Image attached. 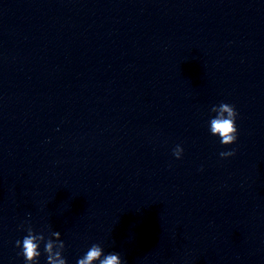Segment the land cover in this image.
I'll return each mask as SVG.
<instances>
[{"label":"water","instance_id":"1","mask_svg":"<svg viewBox=\"0 0 264 264\" xmlns=\"http://www.w3.org/2000/svg\"><path fill=\"white\" fill-rule=\"evenodd\" d=\"M27 223L67 264H264V0H0V264Z\"/></svg>","mask_w":264,"mask_h":264},{"label":"clouds","instance_id":"2","mask_svg":"<svg viewBox=\"0 0 264 264\" xmlns=\"http://www.w3.org/2000/svg\"><path fill=\"white\" fill-rule=\"evenodd\" d=\"M210 112L215 113L208 121L210 135L218 137L222 146L234 144L238 134L236 126L238 113L235 106L221 102L218 106L213 105ZM182 153L183 148L180 145H177L172 152L176 159H180ZM233 155H235V149L219 153L221 158ZM19 227L26 231V235L22 240H16L15 246L21 249L18 255H22L24 264H39L41 243L44 245L45 264H67V260L63 256L65 243L60 239L59 232L50 231L46 236L44 230L35 231L30 223H27L26 227L25 224H21ZM76 264H127V262L122 261L117 252L105 254L101 244L94 243L82 257L77 259Z\"/></svg>","mask_w":264,"mask_h":264}]
</instances>
